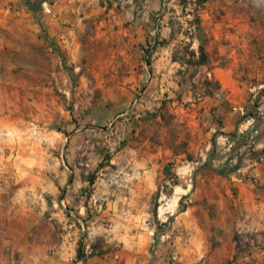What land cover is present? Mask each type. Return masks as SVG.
I'll return each instance as SVG.
<instances>
[{
	"label": "rangeland",
	"instance_id": "374dc122",
	"mask_svg": "<svg viewBox=\"0 0 264 264\" xmlns=\"http://www.w3.org/2000/svg\"><path fill=\"white\" fill-rule=\"evenodd\" d=\"M55 1L0 0V213L12 227L10 264H264V50L250 62L220 55L249 89L231 107L238 126L207 148L194 130L195 91L221 83L198 75L189 46L176 47L186 65L170 78L173 91L148 93L156 103L144 108L143 88L114 87L128 78L111 75L121 62L98 59L89 29L70 44L50 27L62 22ZM204 1L188 0L184 30L185 14L166 15L208 43ZM253 1L257 13L264 0ZM154 17L160 27L164 18ZM136 147L148 150L147 195ZM16 231L24 253L14 252Z\"/></svg>",
	"mask_w": 264,
	"mask_h": 264
},
{
	"label": "crops",
	"instance_id": "0c3cea01",
	"mask_svg": "<svg viewBox=\"0 0 264 264\" xmlns=\"http://www.w3.org/2000/svg\"><path fill=\"white\" fill-rule=\"evenodd\" d=\"M252 4L253 0H224V4L217 0H205L198 15L201 26L210 36L208 43H203L198 37L186 38L183 31L167 20L166 14L169 12L185 14L184 19H192V4L188 0H56L52 6L53 16L62 18V22L52 19L50 27L63 28L64 34L59 37L70 44L80 40L84 31L89 29L86 40L88 45L98 48V59L121 62L114 66L111 75L128 78V81H119L114 87H118V92H136L143 88L146 93L142 102L144 108L156 103L148 97V93L162 97L173 91V80L170 81V78L177 76L175 71L178 67L186 65L175 53L176 47L181 43L189 46L196 53L198 75L214 77L221 83L218 90L204 86L195 91L198 111L194 130L199 132L201 141L207 143L209 148L212 137L217 136L219 131L229 132L238 126L237 112L231 107L239 101V97L243 100L249 89V86L236 80L232 63L225 67L219 64L223 60L220 55L235 60L239 59V55L241 61L250 62L256 58L255 55L259 57L263 54L264 7L255 13ZM222 10L224 15L218 16ZM155 14L164 18L160 27H155ZM189 19L184 20L186 23L183 22L181 30L186 28ZM233 27L240 30L241 37L232 36ZM253 30L256 32L250 33ZM152 40L156 41L154 45ZM202 45L206 52L203 62L198 60ZM214 46H218L220 53L215 52ZM148 48H151L150 52ZM120 65L126 67L121 68ZM112 90L116 91V88ZM189 96H192V90ZM216 115H222V122L217 120ZM130 156L134 159L133 168L140 179L139 183H145L144 194L147 195L148 150L136 147ZM7 217V214L0 213V264L11 262L6 228L12 227L6 224L9 220ZM16 217L22 216L17 214ZM16 233L14 252L24 253L23 233L21 236Z\"/></svg>",
	"mask_w": 264,
	"mask_h": 264
},
{
	"label": "bare ground",
	"instance_id": "6f19581e",
	"mask_svg": "<svg viewBox=\"0 0 264 264\" xmlns=\"http://www.w3.org/2000/svg\"><path fill=\"white\" fill-rule=\"evenodd\" d=\"M178 200V195H176V196H174V198H173V204H169V205H167V206H161V208H160V211H161V213H166V211H167V209L169 208V207H172V206H174L177 202Z\"/></svg>",
	"mask_w": 264,
	"mask_h": 264
},
{
	"label": "trees",
	"instance_id": "16d2710c",
	"mask_svg": "<svg viewBox=\"0 0 264 264\" xmlns=\"http://www.w3.org/2000/svg\"><path fill=\"white\" fill-rule=\"evenodd\" d=\"M200 50H201V53H202V55H203V53H204V52H203V51H204V50H203V47H201V49H200Z\"/></svg>",
	"mask_w": 264,
	"mask_h": 264
},
{
	"label": "built area",
	"instance_id": "2783aa9c",
	"mask_svg": "<svg viewBox=\"0 0 264 264\" xmlns=\"http://www.w3.org/2000/svg\"><path fill=\"white\" fill-rule=\"evenodd\" d=\"M189 29H191V28H189Z\"/></svg>",
	"mask_w": 264,
	"mask_h": 264
}]
</instances>
